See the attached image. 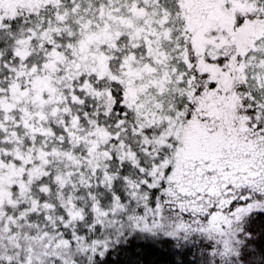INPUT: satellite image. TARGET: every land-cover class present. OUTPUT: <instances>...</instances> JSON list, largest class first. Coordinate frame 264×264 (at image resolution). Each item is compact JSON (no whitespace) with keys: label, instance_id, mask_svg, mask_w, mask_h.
<instances>
[{"label":"snow or ice","instance_id":"6c2138e0","mask_svg":"<svg viewBox=\"0 0 264 264\" xmlns=\"http://www.w3.org/2000/svg\"><path fill=\"white\" fill-rule=\"evenodd\" d=\"M0 264H264V0H0Z\"/></svg>","mask_w":264,"mask_h":264}]
</instances>
